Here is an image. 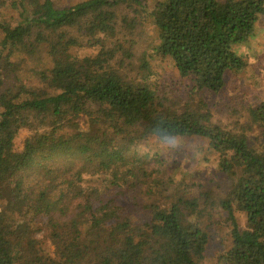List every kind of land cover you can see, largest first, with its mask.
I'll use <instances>...</instances> for the list:
<instances>
[{
    "label": "trees",
    "instance_id": "16d2710c",
    "mask_svg": "<svg viewBox=\"0 0 264 264\" xmlns=\"http://www.w3.org/2000/svg\"><path fill=\"white\" fill-rule=\"evenodd\" d=\"M141 2L83 0L59 9L52 0H0V17L17 13L0 18V264H205L210 227L222 213L229 242L212 264H264V102L232 130L214 123L203 103L162 100L147 83L151 56L126 63L141 23L117 13ZM263 15L264 0H158L149 13L152 54L169 59L193 93L217 94L228 72L245 69L236 48ZM41 48L49 65L37 72V87L27 86L12 59L37 57ZM21 131L27 136L16 149ZM150 137L205 140L229 179L224 197L173 193L163 207L151 197L141 202L144 218L129 212L116 188L121 177L133 191L155 179L143 158L129 155ZM101 171L110 174V193L75 185L77 176ZM40 229L51 254L35 238Z\"/></svg>",
    "mask_w": 264,
    "mask_h": 264
},
{
    "label": "rangeland",
    "instance_id": "374dc122",
    "mask_svg": "<svg viewBox=\"0 0 264 264\" xmlns=\"http://www.w3.org/2000/svg\"><path fill=\"white\" fill-rule=\"evenodd\" d=\"M15 1L5 0L7 6ZM52 1L56 8L64 9L83 0ZM156 1L158 0H143L141 6L137 7L138 12L136 13L132 11L135 8L134 6L129 7L128 4L119 6L118 16L124 15L130 19L135 18L141 23V28L138 27L136 31L132 32L131 37L134 40V46L130 52L133 54V58L126 63L139 66L142 53H148L151 56V58L149 57V63L152 74L148 77L147 83L158 92V96L162 100L181 106H197L199 103H203L210 111L214 123L227 129L236 130L239 125L246 122L248 111L264 102V15L255 24L249 41L236 48L238 54L246 62L245 69L240 72H228L225 86L219 93L201 92L197 95L191 91L193 85L178 76L173 63L169 59L152 54L153 48L157 44V37L149 13ZM16 14L11 9L7 11V15L0 18L4 20L11 17L17 18ZM15 21L12 23H15ZM118 36L120 39L129 38L128 35L125 36L123 33ZM2 39L3 35L0 32V43ZM44 50L41 48L37 57L24 58L23 54H16L12 59L18 67L15 75L27 86L37 87L39 85L37 72L42 67L49 65L45 59L46 53ZM95 52V48L83 49L73 52V55H92ZM130 74L134 75L131 72ZM26 136V131L19 133L16 139V149L22 146ZM174 139L175 143H173V139L159 141L150 137L134 147L129 153L132 158H143L145 171H147V174L150 173L151 178H155L151 179V184L147 181V185L140 186L134 191L125 186L124 180H121L124 177H121L118 181L120 187L116 190L119 194H115L118 203L128 208L129 212L134 211L133 214L138 215L139 218H144V212H142L140 206L141 202L146 201L148 197H151L150 200L154 204L158 203L160 207H163L172 201L173 193L184 192L189 196L197 197L199 193L208 191L211 197L218 201L224 197L230 187L229 179L218 168L217 155L208 150L205 140L196 137ZM128 169L129 167H122L119 172L126 173ZM91 173L93 174L77 176L75 185L79 188L84 186L95 187L104 195L110 193L109 190H106V186L110 183V174L105 171ZM188 189L190 194L187 193ZM151 192L155 195L150 196ZM220 215L222 219L216 216L217 220L210 227V241L207 246L205 264L214 263L219 254L228 246V224L224 220L225 215L223 213ZM236 216L239 225L244 226V216L242 214H236ZM35 238L39 240V243L44 244L43 246L50 254L52 253L53 249L43 229L35 234Z\"/></svg>",
    "mask_w": 264,
    "mask_h": 264
},
{
    "label": "clouds",
    "instance_id": "9594fccd",
    "mask_svg": "<svg viewBox=\"0 0 264 264\" xmlns=\"http://www.w3.org/2000/svg\"><path fill=\"white\" fill-rule=\"evenodd\" d=\"M173 143H175V139L173 138Z\"/></svg>",
    "mask_w": 264,
    "mask_h": 264
}]
</instances>
